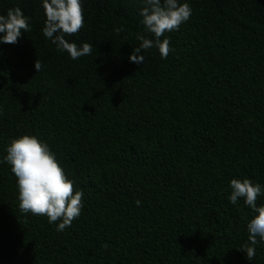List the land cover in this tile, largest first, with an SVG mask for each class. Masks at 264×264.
I'll return each instance as SVG.
<instances>
[{
  "label": "trees",
  "instance_id": "16d2710c",
  "mask_svg": "<svg viewBox=\"0 0 264 264\" xmlns=\"http://www.w3.org/2000/svg\"><path fill=\"white\" fill-rule=\"evenodd\" d=\"M183 2L189 21L165 33L175 51L136 64L141 0H83L84 26L65 37L93 46L78 60L43 36L40 0H0L31 18L0 45V159L35 135L84 192L58 232L20 211L0 163V264H264V242L244 252L252 209L229 200L233 178L264 185V0Z\"/></svg>",
  "mask_w": 264,
  "mask_h": 264
},
{
  "label": "clouds",
  "instance_id": "9594fccd",
  "mask_svg": "<svg viewBox=\"0 0 264 264\" xmlns=\"http://www.w3.org/2000/svg\"><path fill=\"white\" fill-rule=\"evenodd\" d=\"M40 2L45 15L43 36L72 60L90 55L91 44L85 42L77 45L65 38L78 33L84 26L83 0ZM191 15V6L187 2L181 3V0H141L139 16L149 36H138L140 46L129 59L141 64L144 62L141 53L152 48L158 50L162 59H166L175 49L170 47L171 39L165 33L178 31ZM30 24L31 18L19 7L9 8L6 14H0V45L16 44L23 33L31 30ZM116 31L119 34L122 29ZM41 67L37 61L35 70L38 72ZM5 153L0 163L10 165L16 177L20 211L44 216L50 224L59 221L56 226L58 232L71 227L82 214L84 192H74V181L68 178L50 145L35 135L25 134L13 138L6 146ZM229 187L230 203L237 205L239 200H243L254 213L246 225L248 244L244 248L247 258L251 260L256 254L255 245L264 242V204L257 205L258 197L264 196V185L248 178H233ZM136 204L140 206L141 202L137 200Z\"/></svg>",
  "mask_w": 264,
  "mask_h": 264
}]
</instances>
